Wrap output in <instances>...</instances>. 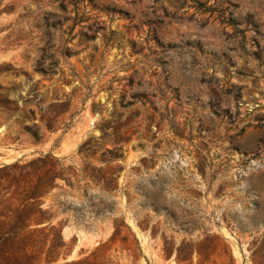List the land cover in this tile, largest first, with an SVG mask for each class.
I'll use <instances>...</instances> for the list:
<instances>
[{"label":"rangeland","instance_id":"374dc122","mask_svg":"<svg viewBox=\"0 0 264 264\" xmlns=\"http://www.w3.org/2000/svg\"><path fill=\"white\" fill-rule=\"evenodd\" d=\"M0 264H264V0H0Z\"/></svg>","mask_w":264,"mask_h":264},{"label":"trees","instance_id":"16d2710c","mask_svg":"<svg viewBox=\"0 0 264 264\" xmlns=\"http://www.w3.org/2000/svg\"><path fill=\"white\" fill-rule=\"evenodd\" d=\"M65 245H64V243L62 242V245L60 246V247H64ZM166 254H167V256L168 257H170V255H171V250L170 249H166ZM191 254L190 253H186L185 255H179L178 256V259L179 260H181V261H184V260H186L189 256H190ZM50 263L51 262H54L53 260H51V261H49Z\"/></svg>","mask_w":264,"mask_h":264},{"label":"water","instance_id":"95a60500","mask_svg":"<svg viewBox=\"0 0 264 264\" xmlns=\"http://www.w3.org/2000/svg\"><path fill=\"white\" fill-rule=\"evenodd\" d=\"M75 254V251L74 252H72V256Z\"/></svg>","mask_w":264,"mask_h":264},{"label":"crops","instance_id":"0c3cea01","mask_svg":"<svg viewBox=\"0 0 264 264\" xmlns=\"http://www.w3.org/2000/svg\"><path fill=\"white\" fill-rule=\"evenodd\" d=\"M88 239V237H86Z\"/></svg>","mask_w":264,"mask_h":264}]
</instances>
